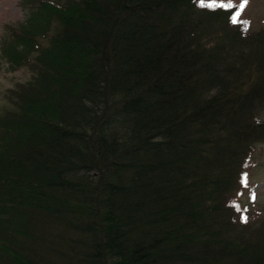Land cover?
Wrapping results in <instances>:
<instances>
[{
    "label": "trees",
    "instance_id": "1",
    "mask_svg": "<svg viewBox=\"0 0 264 264\" xmlns=\"http://www.w3.org/2000/svg\"><path fill=\"white\" fill-rule=\"evenodd\" d=\"M33 2L74 83L54 121L0 118V205L28 210L41 264H264V227L240 218L264 29L208 0ZM116 104L128 118H96Z\"/></svg>",
    "mask_w": 264,
    "mask_h": 264
},
{
    "label": "rangeland",
    "instance_id": "2",
    "mask_svg": "<svg viewBox=\"0 0 264 264\" xmlns=\"http://www.w3.org/2000/svg\"><path fill=\"white\" fill-rule=\"evenodd\" d=\"M247 4L245 17L252 22L253 35L264 29V0H247ZM212 30L208 28L207 39L214 36L209 37ZM59 31L58 19L33 0H0V118L54 121L55 114L64 110L74 79L59 73L46 56ZM249 172V188L241 202L256 231L264 227V142L256 144ZM34 230L27 209L0 205V264H41L34 252L37 242L26 233Z\"/></svg>",
    "mask_w": 264,
    "mask_h": 264
},
{
    "label": "bare ground",
    "instance_id": "3",
    "mask_svg": "<svg viewBox=\"0 0 264 264\" xmlns=\"http://www.w3.org/2000/svg\"><path fill=\"white\" fill-rule=\"evenodd\" d=\"M139 99L140 100H137L138 101L137 104H141V102H142V99L141 98H139ZM130 112H131V110L129 107H126L124 105L118 106V104H116V105L112 106V110H110V111H107L106 109L105 110L99 109L96 118H98L100 122L109 121L112 119H117V117L120 118V116H122V115L123 116H127V115L129 116ZM128 116H127V118H128ZM249 224L254 225V221H251Z\"/></svg>",
    "mask_w": 264,
    "mask_h": 264
},
{
    "label": "snow or ice",
    "instance_id": "4",
    "mask_svg": "<svg viewBox=\"0 0 264 264\" xmlns=\"http://www.w3.org/2000/svg\"><path fill=\"white\" fill-rule=\"evenodd\" d=\"M246 2H247V0H242V2H241L240 5H239V11H242V10H243V8L245 7ZM201 6H205V5L201 4ZM207 7L212 8V7H214V6H213V5H207ZM220 7H227V8L230 9V8L233 7V5H231V4H228V5H226V6H225V5H220ZM239 11H237L236 16L239 15ZM236 16H233V17H232V21H233L234 23L236 22ZM245 24H247V22H245ZM245 30H247V28H245ZM246 182H247V177H246V175H245V177L242 178L241 183H242V184H245V186H246ZM251 198H252V199H255V193L252 194ZM246 220H247L246 217H242V222H246Z\"/></svg>",
    "mask_w": 264,
    "mask_h": 264
}]
</instances>
